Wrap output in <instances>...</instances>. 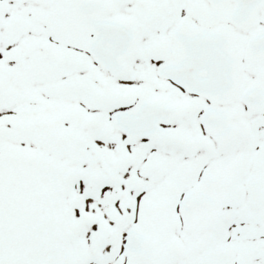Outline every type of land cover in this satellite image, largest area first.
<instances>
[{
	"label": "snow or ice",
	"instance_id": "6c2138e0",
	"mask_svg": "<svg viewBox=\"0 0 264 264\" xmlns=\"http://www.w3.org/2000/svg\"><path fill=\"white\" fill-rule=\"evenodd\" d=\"M0 264H264V0H0Z\"/></svg>",
	"mask_w": 264,
	"mask_h": 264
}]
</instances>
